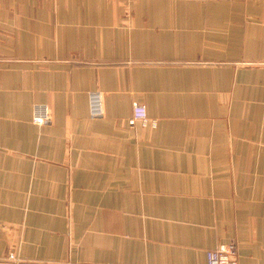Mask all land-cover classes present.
Wrapping results in <instances>:
<instances>
[{"label":"crops","instance_id":"crops-1","mask_svg":"<svg viewBox=\"0 0 264 264\" xmlns=\"http://www.w3.org/2000/svg\"><path fill=\"white\" fill-rule=\"evenodd\" d=\"M231 242L264 264V0H0V264Z\"/></svg>","mask_w":264,"mask_h":264},{"label":"built area","instance_id":"built-area-1","mask_svg":"<svg viewBox=\"0 0 264 264\" xmlns=\"http://www.w3.org/2000/svg\"><path fill=\"white\" fill-rule=\"evenodd\" d=\"M94 98L97 100V105L94 103ZM91 116L99 117L103 115L104 108L102 97L99 93H93L91 95ZM44 111V107H41ZM47 115H36L35 122L43 124L46 122ZM137 122H141L144 126L151 124L152 127L157 126L156 121H150L148 111L144 105H136L133 109V115L130 119V125L135 126ZM207 264H239V253L237 245L234 242L228 244H222L216 249L209 250L206 253ZM4 264H27L23 262L19 256L11 251L5 258Z\"/></svg>","mask_w":264,"mask_h":264},{"label":"rangeland","instance_id":"rangeland-1","mask_svg":"<svg viewBox=\"0 0 264 264\" xmlns=\"http://www.w3.org/2000/svg\"><path fill=\"white\" fill-rule=\"evenodd\" d=\"M93 93H99L100 95H101V97H102V102H103V95H102V93L101 92H98V91H93V92H90L89 93V108H90V115H91V95L93 94ZM103 104H104V102H103ZM136 105H143V104H136ZM136 105H134L133 106V109H134V107L136 106ZM144 106H146V105H144ZM41 107H44V111H42L41 110ZM147 108V107H146ZM147 111H148V109H147ZM38 114V116L39 115H49V112H48V109H47V107H45L44 105H35L34 107H33V119H32V121H33V123L34 124H36V125H43V124H38L37 122H35V117H36V115ZM92 117V116H91ZM92 118H94V117H92ZM132 118V117H131ZM153 121H155V120H153ZM157 122V121H156ZM151 125V124H150ZM132 126V125H131ZM152 126V125H151ZM132 127H134V126H132ZM156 128V127H155Z\"/></svg>","mask_w":264,"mask_h":264}]
</instances>
